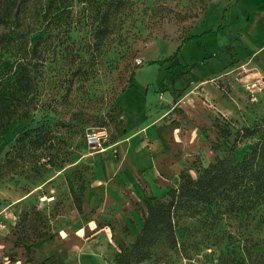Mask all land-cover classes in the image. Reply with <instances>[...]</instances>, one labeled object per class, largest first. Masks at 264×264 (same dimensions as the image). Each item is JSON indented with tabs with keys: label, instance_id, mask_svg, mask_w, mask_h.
Returning <instances> with one entry per match:
<instances>
[{
	"label": "rangeland",
	"instance_id": "rangeland-1",
	"mask_svg": "<svg viewBox=\"0 0 264 264\" xmlns=\"http://www.w3.org/2000/svg\"><path fill=\"white\" fill-rule=\"evenodd\" d=\"M37 2L23 32L46 39L43 77L37 103L20 109L29 118L15 117L0 134V163L42 112L60 142L50 161L28 157L0 170V264H112L156 198L132 176L131 125L160 115L171 130L163 165L192 178L229 146L237 159L246 151L236 132L264 117V0H125L102 39L103 0ZM30 46L0 47V71L12 81L25 84L17 58ZM97 131L105 137L89 145L86 134ZM259 215L229 214L225 204L179 210L177 249L143 264H264Z\"/></svg>",
	"mask_w": 264,
	"mask_h": 264
},
{
	"label": "trees",
	"instance_id": "trees-1",
	"mask_svg": "<svg viewBox=\"0 0 264 264\" xmlns=\"http://www.w3.org/2000/svg\"><path fill=\"white\" fill-rule=\"evenodd\" d=\"M37 1L41 0H0V47H17L25 42L31 43L27 55L20 54L17 58V63H21L20 66L25 71V84L17 76L14 83L7 74L0 71V134L13 123L15 117L29 118L30 111L19 113L20 109L33 105L34 96L37 95L34 94L35 86L43 77V56L39 47L42 43L44 45L46 39H35L34 36L25 35L23 32V26H27L26 19L29 20V7ZM124 1L103 0L104 10L96 19L99 39L110 34V23L125 9ZM133 75L132 73L131 77ZM71 83L69 82L66 93L71 89ZM130 83L126 88L131 87ZM8 87L16 92L7 96ZM49 117L50 113L42 112L38 122L31 120L30 127L15 140V145L11 148L13 155L9 154V159L0 163V170L8 164L11 169L16 166L17 160L28 157H45L48 161L53 158L51 151L54 143H59L60 140H57L58 137L50 127ZM34 125L36 127L32 128ZM215 127L226 138L233 135L228 126L220 128L215 123ZM236 134V139L246 142V151L242 157L237 159L236 150L229 146L227 156L216 158L207 166L195 170V178L187 171L180 172V181L176 188H170L163 198H149L146 201L145 208L141 211V228L136 238L117 245L112 264H143L174 252L177 249L175 218L179 210L184 209L194 214L202 206L211 208L225 204L227 212L237 216L264 211V117L251 126L241 128ZM77 210H81L80 204L77 205ZM259 218L264 222L262 215H259ZM44 237V234L38 235V239ZM26 251L28 252L29 248H26ZM10 258L15 261L14 256L11 255Z\"/></svg>",
	"mask_w": 264,
	"mask_h": 264
},
{
	"label": "crops",
	"instance_id": "crops-1",
	"mask_svg": "<svg viewBox=\"0 0 264 264\" xmlns=\"http://www.w3.org/2000/svg\"><path fill=\"white\" fill-rule=\"evenodd\" d=\"M154 115V114H153ZM151 116L150 120L141 126L131 125L129 137L125 142L131 163V173L140 179L149 195L156 198L165 196L170 188L179 185V172L170 166L163 165L167 159L170 128L160 125V115Z\"/></svg>",
	"mask_w": 264,
	"mask_h": 264
},
{
	"label": "built area",
	"instance_id": "built-area-1",
	"mask_svg": "<svg viewBox=\"0 0 264 264\" xmlns=\"http://www.w3.org/2000/svg\"><path fill=\"white\" fill-rule=\"evenodd\" d=\"M105 137V134L104 132H100V131H97V132H89L87 135H86V140H87V143L89 145H100L101 141L103 140V138Z\"/></svg>",
	"mask_w": 264,
	"mask_h": 264
}]
</instances>
